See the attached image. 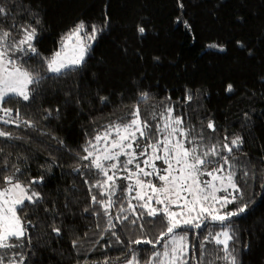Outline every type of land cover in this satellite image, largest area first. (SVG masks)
Masks as SVG:
<instances>
[{
	"label": "trees",
	"instance_id": "1",
	"mask_svg": "<svg viewBox=\"0 0 264 264\" xmlns=\"http://www.w3.org/2000/svg\"><path fill=\"white\" fill-rule=\"evenodd\" d=\"M0 5L9 9L7 16H0V29L12 33L11 41L22 38L19 25L35 26V46L42 57L59 50L61 37L79 21L104 26L107 17L84 66L63 76L46 73L36 56L15 53L19 64L48 77L30 101L6 105L13 108V120L16 108L20 110L15 124L0 122V131L11 133L0 137V175L14 171L15 165L25 180L44 178L33 185L43 200L28 204L24 213L32 222L26 264H126L133 254L145 264L162 250L167 237L155 248L132 243L155 241L164 228L160 215L137 218L129 210L123 214L127 220L115 218L122 215L117 211L121 202L127 207L129 197L123 191L113 197L115 228L106 230L108 217L93 215L99 205L91 203V195L99 191L91 185L103 177L83 167L88 161L80 159L87 142L109 124L127 122L138 101L141 119L153 127L159 113L171 106L197 144L205 150L216 144L221 155L229 156L232 168L226 166L221 175L235 172L241 192H233L236 202L222 211L248 204L244 214L227 222L235 236L231 247L238 264H264V0H0ZM138 26L145 28L143 35ZM144 92L148 98L141 101ZM208 121L215 131L207 128ZM235 136L242 143L229 154L220 146ZM117 184L123 188L127 181ZM53 221L61 228L59 236L51 231ZM221 227L209 221L199 230L177 229L188 234L189 264L200 258V241L207 232ZM205 247L203 264H225L217 259L223 253L216 246Z\"/></svg>",
	"mask_w": 264,
	"mask_h": 264
},
{
	"label": "snow or ice",
	"instance_id": "2",
	"mask_svg": "<svg viewBox=\"0 0 264 264\" xmlns=\"http://www.w3.org/2000/svg\"><path fill=\"white\" fill-rule=\"evenodd\" d=\"M8 13L9 9L0 5V16H7ZM184 24L188 26L186 21ZM106 26L107 17L104 26H89L83 20L79 21L61 37L59 50L49 57H42L35 46L38 34L35 26L19 25L18 31L22 33V38L11 41L9 37L12 33L0 29V113L3 114L0 122L15 124L20 119V110L16 108V119L13 120V108L6 105L14 101H30L42 82L48 78L19 64L16 52L40 58L41 67L46 73L60 77L84 66L93 43ZM137 30L140 35L145 33L143 26H138ZM220 50L224 49L220 47ZM227 91H232V85L227 86ZM147 98L148 93H140L141 101ZM100 99L104 102L107 97ZM186 99L191 101V94ZM139 102L133 105L131 118L127 122L121 120L109 124L103 133H97L83 148L84 154L80 159L88 161L83 167L94 169L103 177L91 185V188L99 190L98 194L91 195V203L99 205V211H93V215H100L102 212L108 217L106 230L114 229L111 209L116 207L113 197L117 191H123L129 197L127 207L121 202L117 208L122 214L115 217L118 221L127 220L128 215L123 214L129 210L137 218H142L145 214L149 217L160 215L164 228L155 241H132L136 245L151 244L155 248L161 240L168 238L162 245V250L153 252L145 264H189L191 244L188 234L178 233L177 229L184 227L199 230L206 226V222L218 223L222 226L220 230L207 232L200 241V258H193L196 259V264H203V257L208 251L205 245L213 244L218 252L223 253L217 259L223 260L225 264H238L231 247L235 236L227 222L232 217L244 214L248 204H242L235 210L222 211L228 204L236 202L237 197L232 193L241 192L234 179L235 172L229 170L227 175H221L226 171V166L227 169L232 168L229 156L221 155L216 144L209 145L206 150L197 144V138L192 137L190 131L183 127V117L175 115L171 106H166L159 113V122L153 127L147 120L141 119ZM46 111L51 114V110ZM56 111L59 112V109ZM23 123L28 127L33 126L30 120H23ZM16 126L19 127V124ZM207 128L216 130L212 121H208ZM10 136V132L0 131V137ZM200 139L203 140V137ZM140 141L144 143L141 144ZM241 143L242 138L235 136L230 139V144L223 143L220 147L231 154ZM157 161L166 167L158 168ZM13 168L14 171L0 175V264H26L28 252L31 251L28 247L31 244L28 229L32 222L25 219L24 213L28 204L38 205L43 200L41 193L33 187L43 183V176L25 180L23 175H17L21 172L20 168L15 165ZM119 173L127 175L120 176ZM244 175L247 176L248 173L244 172ZM148 177L157 179L159 185L147 179ZM120 179L128 181L123 188L117 184ZM85 183L89 182L86 180ZM219 192L228 195L219 196ZM98 196L104 199H98ZM132 200H137L138 204L133 205ZM137 207L143 211L136 212ZM49 226L53 233L61 235V228L56 226L55 221ZM76 245L77 242L74 241L73 247ZM26 248L28 251H25ZM126 264H140V261L133 254ZM208 264L214 262L210 260Z\"/></svg>",
	"mask_w": 264,
	"mask_h": 264
},
{
	"label": "rangeland",
	"instance_id": "3",
	"mask_svg": "<svg viewBox=\"0 0 264 264\" xmlns=\"http://www.w3.org/2000/svg\"><path fill=\"white\" fill-rule=\"evenodd\" d=\"M101 147H103V145L101 144ZM121 159L123 160L124 159V157H121ZM156 164H157V167L158 168H164V167H166L165 165H163L162 164V162H160V161H157L156 162ZM111 174V173H110ZM119 175L120 176H125V175H127L126 173H119ZM154 177H148L147 179H149V180H152ZM155 182H157V183H160L157 179L155 180ZM127 183H128V181H127Z\"/></svg>",
	"mask_w": 264,
	"mask_h": 264
}]
</instances>
